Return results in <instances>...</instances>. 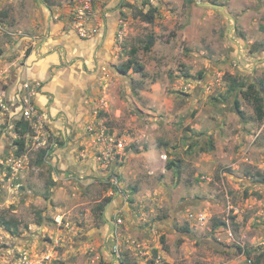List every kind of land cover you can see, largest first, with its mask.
<instances>
[{
	"label": "rangeland",
	"instance_id": "obj_1",
	"mask_svg": "<svg viewBox=\"0 0 264 264\" xmlns=\"http://www.w3.org/2000/svg\"><path fill=\"white\" fill-rule=\"evenodd\" d=\"M77 1L0 0V264H264V114L231 90L253 82L264 104V0H123L75 132V161L97 160L90 180L56 162L75 138L48 114L20 156L15 129L21 69ZM150 6L153 22L136 16ZM133 48L144 72L123 74Z\"/></svg>",
	"mask_w": 264,
	"mask_h": 264
},
{
	"label": "crops",
	"instance_id": "obj_2",
	"mask_svg": "<svg viewBox=\"0 0 264 264\" xmlns=\"http://www.w3.org/2000/svg\"><path fill=\"white\" fill-rule=\"evenodd\" d=\"M122 3L123 0H108L106 4L102 0L96 1L85 25L100 32L87 38L80 36L74 26L75 21L69 15L63 16L55 26L51 20L45 42L37 45L34 56L28 58L17 78L18 90L22 89L26 81L37 84L35 103L45 116H50L51 131L75 138V141L69 140L67 147L60 148L55 159L69 166L65 172L72 171L84 180L98 177L97 160L90 165L86 160L75 161L73 153L79 147L75 132L78 130V121L83 117L81 111L85 108L89 92L87 71L90 72L98 61H104L111 55L124 8ZM55 17L58 16L55 14ZM9 98L11 101V94ZM9 106L14 110L17 103L11 102ZM71 165L77 169L70 170Z\"/></svg>",
	"mask_w": 264,
	"mask_h": 264
},
{
	"label": "trees",
	"instance_id": "obj_3",
	"mask_svg": "<svg viewBox=\"0 0 264 264\" xmlns=\"http://www.w3.org/2000/svg\"><path fill=\"white\" fill-rule=\"evenodd\" d=\"M122 5H124L122 3ZM158 8L155 6H150L148 11L139 10L136 13V16H139L141 19L146 20L148 22H153L156 12ZM156 42V37L154 35H150L147 39L146 44L144 45L145 51H150L152 46ZM137 53V48H133L131 50L132 57L129 58L126 62L122 63L118 66V71L127 74L131 69L137 72H144V65L139 62L133 56ZM231 90L235 92V95L242 94L247 100L253 103L257 115L261 117L264 114V104L262 103V97L260 96L258 86L255 83H249L248 85L244 82H237L235 79ZM237 101V100H236ZM239 102L237 101V106ZM15 129L17 134L19 135V139L17 140L18 150L17 155L20 156L23 154L25 144H26V136L33 132L34 127L30 120H26L24 118L18 119L15 124ZM41 163V160H40ZM220 222L218 225H220ZM188 230V229H187ZM164 239V237L162 238ZM251 259V258H250ZM253 264H260L259 262H253Z\"/></svg>",
	"mask_w": 264,
	"mask_h": 264
},
{
	"label": "built area",
	"instance_id": "obj_4",
	"mask_svg": "<svg viewBox=\"0 0 264 264\" xmlns=\"http://www.w3.org/2000/svg\"><path fill=\"white\" fill-rule=\"evenodd\" d=\"M93 0H78L77 5L75 8V23H76V29L78 30L80 36L82 37H90L92 34L96 33L98 29H92L87 28L85 23L89 21V15L92 12V5ZM23 105H24V111L23 115L26 120L30 121H41V117L39 114V107L35 103V95L38 91V86L32 81H26L23 84ZM102 135H104V131L101 132ZM121 145V144H119ZM118 178L117 176H114V185H118ZM123 223L121 218H115V221H113L112 224V231L110 232V235L114 238V243L111 248V251L115 258L121 257V246L123 245V242L121 241V234L118 231L119 225ZM137 252L140 253L141 256H146L148 254L143 253L142 245L139 244L136 247ZM249 264H253L252 259H248Z\"/></svg>",
	"mask_w": 264,
	"mask_h": 264
},
{
	"label": "water",
	"instance_id": "obj_5",
	"mask_svg": "<svg viewBox=\"0 0 264 264\" xmlns=\"http://www.w3.org/2000/svg\"><path fill=\"white\" fill-rule=\"evenodd\" d=\"M203 5H206V6H214V7H221L223 10L225 9L224 6H220L218 4H213V3H203Z\"/></svg>",
	"mask_w": 264,
	"mask_h": 264
},
{
	"label": "flooded vegetation",
	"instance_id": "obj_6",
	"mask_svg": "<svg viewBox=\"0 0 264 264\" xmlns=\"http://www.w3.org/2000/svg\"><path fill=\"white\" fill-rule=\"evenodd\" d=\"M120 7H122L121 5H120ZM98 32H100V30H98L96 33H94V34H92L91 36H94L95 34H97ZM90 36V37H91ZM87 38V37H86Z\"/></svg>",
	"mask_w": 264,
	"mask_h": 264
}]
</instances>
